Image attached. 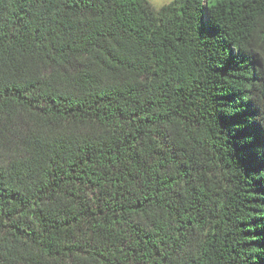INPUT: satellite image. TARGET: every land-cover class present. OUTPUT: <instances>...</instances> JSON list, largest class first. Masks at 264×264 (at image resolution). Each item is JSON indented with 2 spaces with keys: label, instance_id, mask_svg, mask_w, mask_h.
<instances>
[{
  "label": "trees",
  "instance_id": "trees-1",
  "mask_svg": "<svg viewBox=\"0 0 264 264\" xmlns=\"http://www.w3.org/2000/svg\"><path fill=\"white\" fill-rule=\"evenodd\" d=\"M0 264H264V0H0Z\"/></svg>",
  "mask_w": 264,
  "mask_h": 264
},
{
  "label": "rangeland",
  "instance_id": "rangeland-1",
  "mask_svg": "<svg viewBox=\"0 0 264 264\" xmlns=\"http://www.w3.org/2000/svg\"><path fill=\"white\" fill-rule=\"evenodd\" d=\"M150 3L155 6V7H159L160 5L169 2L170 0H149Z\"/></svg>",
  "mask_w": 264,
  "mask_h": 264
}]
</instances>
